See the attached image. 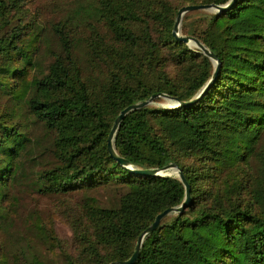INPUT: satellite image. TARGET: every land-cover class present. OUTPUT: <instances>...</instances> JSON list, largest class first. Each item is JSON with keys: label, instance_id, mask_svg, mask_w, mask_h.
Returning <instances> with one entry per match:
<instances>
[{"label": "trees", "instance_id": "obj_1", "mask_svg": "<svg viewBox=\"0 0 264 264\" xmlns=\"http://www.w3.org/2000/svg\"><path fill=\"white\" fill-rule=\"evenodd\" d=\"M35 2L0 0V264L128 261L186 190L120 165L111 129L154 95L195 99L215 68L173 36L178 12L230 0H52L49 17ZM182 33L221 67L195 104L134 111L117 133L121 158L176 163L191 187L190 207L145 238L135 264H264V0L192 12ZM35 195L59 201L24 214Z\"/></svg>", "mask_w": 264, "mask_h": 264}, {"label": "water", "instance_id": "obj_2", "mask_svg": "<svg viewBox=\"0 0 264 264\" xmlns=\"http://www.w3.org/2000/svg\"><path fill=\"white\" fill-rule=\"evenodd\" d=\"M237 0H230L229 3L225 5H188L183 8H181L178 12L176 23L174 26V31H173V36L180 42H183L184 44L190 46L191 48L198 49L202 51L209 59L214 64V74L211 78V80L201 89V91L197 94L195 99H193L191 102L185 103L181 102L178 98L171 97L167 94H157L152 96L149 100L140 102L134 105H131L124 109L119 116L116 118L114 125L111 129L109 138H108V151L110 155L118 161L120 165L128 169L134 174L137 175H142V176H147V177H157V178H163V177H177L182 184L185 187L186 190V197L185 201L182 205L178 207H173L170 208L163 213L159 214L154 223L141 235V237L138 240V243L135 248V252L133 256L125 262H118V263H113V264H135L137 261L141 248L143 246V243L145 241V238L151 234H153L161 225V223L168 217L175 216L178 214H182L188 207L191 205V187L182 171V169L176 164L172 163L169 164L161 169H148V170H141L138 168H135L129 161H127L124 158H121L117 152L116 145H115V139L117 136V133L123 123V121L126 119V117L131 114L134 111L150 107L155 104L157 99H162L165 101V104L163 107L165 108H177V107H184V106H190L195 104L197 101H199L204 94L210 89V87L213 85L215 82L217 75L220 71L221 67V62L218 59V57L213 54L204 44H202L199 40L189 37V36H184L182 33V26H183V20L184 17L188 13L196 12V11H203V12H212V13H224L228 10H230L234 4L236 3Z\"/></svg>", "mask_w": 264, "mask_h": 264}, {"label": "rangeland", "instance_id": "obj_3", "mask_svg": "<svg viewBox=\"0 0 264 264\" xmlns=\"http://www.w3.org/2000/svg\"><path fill=\"white\" fill-rule=\"evenodd\" d=\"M42 1L43 2H39V0H37V2H35L34 6L42 5V14L45 17H49L51 14H56V12L58 11V10H56V8L58 6H60V4L63 5L65 3H68V2L73 1V0H56L57 2L58 1L60 2V3L58 2L59 3L58 6H54L52 4V0H42ZM207 13H212V12H207ZM188 14H190V13H188ZM58 15L60 17V15H62V13H59ZM164 104H165V101L163 100L162 103L155 102V104L152 106H163ZM58 201H59V199H53V198H49V197H40V196H36V195L33 198L26 197L25 202H24V208L22 211L24 212V214H27L30 210L34 209V207H37L40 210H42L45 214H49L50 213L49 211L52 208H54V206L57 204ZM57 228H58V231H59V234L61 235V237L65 238V239H69L71 237L70 230L66 226H64L62 224H58ZM57 264H65V263L61 259H58Z\"/></svg>", "mask_w": 264, "mask_h": 264}]
</instances>
